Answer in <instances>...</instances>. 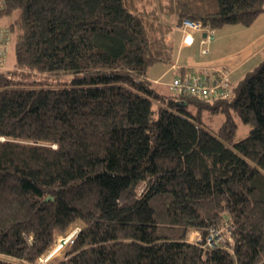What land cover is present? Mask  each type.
Listing matches in <instances>:
<instances>
[{
  "label": "trees",
  "instance_id": "trees-1",
  "mask_svg": "<svg viewBox=\"0 0 264 264\" xmlns=\"http://www.w3.org/2000/svg\"><path fill=\"white\" fill-rule=\"evenodd\" d=\"M261 12L264 0H4L0 264H38L76 224L45 264H264V47L225 92L175 90L185 68L168 92L147 75L172 63L166 37L184 19L215 32ZM224 225L232 252L186 239Z\"/></svg>",
  "mask_w": 264,
  "mask_h": 264
},
{
  "label": "crops",
  "instance_id": "crops-1",
  "mask_svg": "<svg viewBox=\"0 0 264 264\" xmlns=\"http://www.w3.org/2000/svg\"><path fill=\"white\" fill-rule=\"evenodd\" d=\"M185 33V39L191 37V42L184 43ZM205 35L202 29H185L184 32L174 25L166 37L173 48V61L154 64L148 69V78L160 86H168L178 69L185 68L186 72L206 76L225 70L229 81L236 82L262 58L264 12L259 13L249 26L227 24L215 29L214 37L202 45Z\"/></svg>",
  "mask_w": 264,
  "mask_h": 264
},
{
  "label": "built area",
  "instance_id": "built-area-1",
  "mask_svg": "<svg viewBox=\"0 0 264 264\" xmlns=\"http://www.w3.org/2000/svg\"><path fill=\"white\" fill-rule=\"evenodd\" d=\"M3 3H4V0H0V9L3 6ZM182 26L185 28H188V29H198V30L203 29L205 31V34H206L203 42H205V41L208 42L210 39L213 38L214 30L212 28H203L201 26L200 22H198V21H191V20L184 19L182 21ZM9 36H10V34L8 33V29L4 28V29L0 30V68H2L4 66L6 51H7V48L9 46ZM185 38H187V36ZM191 40H192L191 37H189L188 40H185V41L187 43H189V42H191ZM204 79H205V76L198 75V74L186 73L181 78H175L172 82V86L177 91H183L184 90V91L190 92L192 94H197L200 96L211 95V94H214L215 92L218 93L220 91L219 90L220 87L226 88L228 86L227 85V82H228L227 77L226 78L221 77V78L214 80V81L211 80L210 83H206L204 81ZM218 86H219V88H217ZM211 229L217 231L216 236L227 237V239L230 238V242H227L228 248H226V249H230L231 245L233 244V237H232L231 229L227 225L220 227V229L215 227V226H211L208 229V231L204 234L203 237H201L197 231L193 230V232L195 231V232H197V234H196V237L194 239H190V241H193V242L203 241L204 245L212 247L214 245L213 243H217V242L213 241L212 242L213 245L209 244L210 239L208 238V235H209ZM216 247H221V246H216ZM222 248H224V247H222Z\"/></svg>",
  "mask_w": 264,
  "mask_h": 264
},
{
  "label": "rangeland",
  "instance_id": "rangeland-1",
  "mask_svg": "<svg viewBox=\"0 0 264 264\" xmlns=\"http://www.w3.org/2000/svg\"><path fill=\"white\" fill-rule=\"evenodd\" d=\"M7 21H9V17H0V28L2 29V28H4L5 27V25H6V22ZM181 30H183L184 32H185V29H188V28H185V27H183L182 26V23L178 26ZM190 30H198V29H190ZM186 33L183 35V40H184V43H187L185 40H188V39H185V37H186ZM192 39V38H191ZM204 40V39H203ZM203 40H201V43H202V45L203 44H205L206 43V41L205 42H203ZM211 40V39H210ZM205 51V50H204ZM203 51V52H204ZM13 63H14V52H13V49L11 48V46H9V50H8V52H7V55L5 56V62H4V66L2 67V68H0V70H3L4 68V72H6L7 74L9 73L8 72V70L13 66ZM153 66V65H152ZM152 66H150V68L152 67ZM149 68V69H150ZM221 75H222V77H224V78H228V75H227V71H225V70H220V71H218ZM188 74H198V75H202V74H199V73H194V72H187ZM203 76V75H202ZM229 80V79H228ZM226 82V81H225ZM156 83V82H155ZM228 87V86H227ZM217 88H219V86L217 87ZM216 88V89H217ZM158 89H160L162 92H168V91H170L169 90V88H168V86H160L159 85V87H158ZM220 90V89H219ZM221 90L222 91H224L225 92V90H226V88L225 87H223V88H221ZM221 120H222V115L221 114H218L215 118H214V120L211 122V127H213V128H215L220 122H221ZM247 126L246 125H240V129L238 130V132H237V137L238 136H240V135H244V133H245V131H246V128ZM217 228H219V227H217ZM75 229H78V224H76V226H74L73 227V229L68 233V234H66V235H58V237L56 238V241H55V243L53 244V246L51 247V249L49 250V252L47 253V254H45V255H42L38 260H37V263L38 264H45L46 263V261L49 259V258H51V257H54V256H59L61 253H62V248H63V246L65 245V244H67L68 243V241H70V236L72 237V234L74 233V230ZM220 229V228H219ZM193 230L194 229H190V230H188L187 231V233H186V239L188 240V241H190V239H194L195 237H196V234H197V230H195V231H197V232H193ZM199 233V232H198ZM71 234V235H70ZM200 234V233H199ZM216 234H217V231H215V230H213V229H211V231H210V233H209V235H208V238L210 239V241H209V244L210 245H213L212 247L211 246H207V245H204V242L203 241H197L198 243H200V246H201V248H203V249H207V248H213V247H216V246H221V247H219V248H221V249H224V250H226V251H228V252H232L233 251V244H234V240H233V244L231 245V248L230 249H226V248H228V244H227V242H230V238L229 239H227V237H221V236H216ZM216 237H215V236ZM68 237V238H67ZM233 237V236H232ZM67 238V239H66ZM61 239H65V243L62 245L61 243H60V240ZM232 239V238H231ZM217 242V243H213L212 244V242ZM190 242H193V241H190ZM196 242V243H197ZM60 243V244H59ZM218 244V245H217ZM222 247H224V248H222ZM58 248H60V249H58ZM54 251V252H53Z\"/></svg>",
  "mask_w": 264,
  "mask_h": 264
},
{
  "label": "water",
  "instance_id": "water-1",
  "mask_svg": "<svg viewBox=\"0 0 264 264\" xmlns=\"http://www.w3.org/2000/svg\"><path fill=\"white\" fill-rule=\"evenodd\" d=\"M60 243L63 245L65 243V239H61Z\"/></svg>",
  "mask_w": 264,
  "mask_h": 264
},
{
  "label": "bare ground",
  "instance_id": "bare-ground-1",
  "mask_svg": "<svg viewBox=\"0 0 264 264\" xmlns=\"http://www.w3.org/2000/svg\"><path fill=\"white\" fill-rule=\"evenodd\" d=\"M70 235H71V234H70ZM67 238H68V237H67ZM67 238H66V239H67ZM59 244H60V243H59ZM58 249H60V248H58ZM53 252H54V251H53Z\"/></svg>",
  "mask_w": 264,
  "mask_h": 264
}]
</instances>
